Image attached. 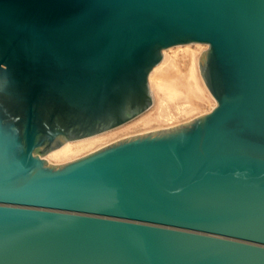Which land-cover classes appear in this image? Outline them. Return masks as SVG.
<instances>
[{
    "label": "water",
    "instance_id": "1",
    "mask_svg": "<svg viewBox=\"0 0 264 264\" xmlns=\"http://www.w3.org/2000/svg\"><path fill=\"white\" fill-rule=\"evenodd\" d=\"M204 42L216 105L62 164ZM0 264H264V0H0Z\"/></svg>",
    "mask_w": 264,
    "mask_h": 264
},
{
    "label": "rangeland",
    "instance_id": "2",
    "mask_svg": "<svg viewBox=\"0 0 264 264\" xmlns=\"http://www.w3.org/2000/svg\"><path fill=\"white\" fill-rule=\"evenodd\" d=\"M188 43L190 44V47L192 49L197 51V53L198 51L202 52L209 47L207 43L203 42H201V48L196 45V42ZM185 47V43H182V45L180 46L177 44L164 48L166 49L165 52L167 54V59L164 60L162 64H160L164 58V49L162 50V58L160 59V62L154 67L158 66L159 64L160 66L155 69L153 67L148 74V86L151 92L152 100L150 105L134 118L127 121L128 124L126 125V127L122 128V130H120L121 128H118L117 132H115L116 134L108 136V141L94 147V150L127 136L145 133L148 130L162 129L161 127L167 128V125H169L170 127L171 125L174 126L176 124L187 122L200 114L209 112L216 105L215 104L214 106H212V97L214 98V96L210 93L204 83L198 63V72L200 74L195 71L194 76L196 77V80H193V78L190 76L189 58L183 55L184 53H182V49ZM191 80L193 81L191 82ZM203 84L205 85V87ZM188 93H192L193 95L189 96ZM182 94H185V96H183ZM160 111L161 113H168L171 118L169 120H166L165 118H154L155 114ZM116 127L111 129H115ZM109 130L103 132H107ZM75 140L78 139L68 141ZM68 141L66 140L65 142H63L61 146ZM84 151L85 150L81 151L83 153L78 155V157H76L75 159L88 154L90 150L87 152ZM48 153L44 154L42 157H44L49 163L58 165L63 163L50 161L47 158Z\"/></svg>",
    "mask_w": 264,
    "mask_h": 264
},
{
    "label": "bare ground",
    "instance_id": "3",
    "mask_svg": "<svg viewBox=\"0 0 264 264\" xmlns=\"http://www.w3.org/2000/svg\"><path fill=\"white\" fill-rule=\"evenodd\" d=\"M178 45L180 46L182 44H178ZM196 45L201 48V45L202 44H201V42H196ZM185 46L186 47L182 49V53H184L183 55H185L186 57L189 58V61H190V63H189L190 64V66H189L190 76L193 78V80H196V77L194 76V74H195V71H197V73H199L198 72V65H197V63H198V59L197 58L199 57V54L201 53V51L200 52L198 51V53H197L196 50H194V49H192L190 47V44L189 43H185ZM165 50L166 49L163 50V52H164V58H163V61L160 64H162L164 62V60L167 59V54H166ZM174 54H176V53H174ZM160 64L158 66H160ZM158 66L154 67V69L157 68ZM193 80H191V82ZM204 87H205V85H204ZM188 94H189V96H192L193 95L192 93H188ZM183 96H185V94ZM212 100H213V105L212 106H214L216 104V101H215L216 99H214L212 97ZM154 118H159V119L165 118L166 120H169L171 117H170V115L168 113H161V111H160L157 114H155V117ZM125 123L121 124V126L119 125V127H116L115 129H111V130H109L107 132H102V133L100 132V133H97V134H94V135H91V136H87L85 138L83 137L82 139L79 138L78 140H75V141H68L67 140L68 142L65 143L62 146L60 145L61 147L58 146V147L52 149V151L50 150L49 153L47 154V158L50 161L61 162V163L63 162V163H65V162H68V161L73 160L76 157H78V155H80L81 153H83V152H81L83 150H85L86 152L90 150L89 152H92L94 150V147H96L97 145H99L101 143H104V142L108 141V136H111L113 134H116L115 132H117L118 128H121L120 130H122V128L126 127V125L128 124V122H125ZM158 126H160V125H158ZM167 126L169 127V125H167ZM161 128H163V127H161ZM153 130H157V129H153ZM148 131H152V130H148Z\"/></svg>",
    "mask_w": 264,
    "mask_h": 264
}]
</instances>
